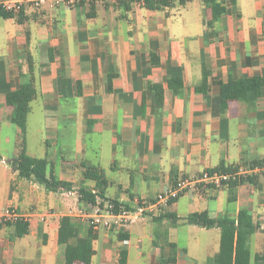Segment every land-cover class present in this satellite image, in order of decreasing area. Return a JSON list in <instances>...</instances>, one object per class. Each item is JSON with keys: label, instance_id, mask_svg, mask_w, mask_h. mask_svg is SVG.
I'll list each match as a JSON object with an SVG mask.
<instances>
[{"label": "crops", "instance_id": "0c3cea01", "mask_svg": "<svg viewBox=\"0 0 264 264\" xmlns=\"http://www.w3.org/2000/svg\"><path fill=\"white\" fill-rule=\"evenodd\" d=\"M197 1L155 10L139 4L43 8L24 10L20 22L0 18V206L29 224L21 238L0 225V264H62L59 220L71 216L78 188H94L86 168L107 182L105 202L133 208L173 179L220 163L264 160V87L253 104L239 98L222 109L216 84L244 80L250 94L252 78L264 81V0H218L224 13L215 21L201 2L189 20L183 13ZM29 60L37 98L26 120V153L48 160L59 181L73 184L70 194L46 192L10 165L23 131L6 94L28 83ZM198 86L207 92H196ZM254 177L231 193L193 191L154 210L124 230L127 243L100 230L91 264H116L120 248L126 264H205L218 252L220 231L185 218L207 212L235 219L241 209L259 225L249 247L250 264H261L255 256L264 251V175ZM77 201L83 203L79 195ZM49 210L56 213L43 218ZM168 213L178 218L175 225L154 220Z\"/></svg>", "mask_w": 264, "mask_h": 264}, {"label": "trees", "instance_id": "16d2710c", "mask_svg": "<svg viewBox=\"0 0 264 264\" xmlns=\"http://www.w3.org/2000/svg\"><path fill=\"white\" fill-rule=\"evenodd\" d=\"M173 1H177L178 4L184 5L191 0H146L141 6L155 10L159 7H167L171 5ZM205 6L212 10V21H215L218 15L224 13L223 6L218 0H201ZM131 3H119L115 5H127ZM93 5V4H91ZM111 5V4H104ZM21 14H13L3 11L0 8L1 19L15 18L18 22L21 20ZM212 25V22L209 23ZM254 83V92L247 93L246 81L244 80H231L227 82H216L219 86V103L223 109L228 101L237 100L239 98H246L250 104H253L255 100L261 95L264 87V81L261 78H252L250 80ZM173 90H177V86L169 84ZM207 87L198 86L195 91L205 94ZM37 98L36 81L33 73V65L31 60L28 62V83L19 87V89L6 94V102L8 105L13 106L15 109V118L20 123L23 131L22 140L19 146L18 155L10 161L11 168L17 173L18 177L26 180H30L39 186H41L46 192H57L58 190L71 191L73 188L72 183L61 182L52 172V166L45 158L31 157L26 153L25 145V129L26 120L30 113V103ZM158 98L161 99L160 93ZM160 103L158 102V105ZM160 106V105H159ZM88 131H90L88 129ZM1 159V156H0ZM264 160L254 161L247 165H230L224 166L223 163L209 172H234L241 166L261 165ZM85 179L93 181L95 183L93 189L78 188L77 193L79 199L86 204L88 209L90 206L96 204L97 199L101 200V204L105 201V188L107 182L102 175L97 174L94 168H86ZM254 176H243L239 180L230 181L224 188L229 189L230 193L238 185L253 182ZM178 179L170 181L171 185L176 184ZM232 198L229 197V200ZM175 200H171L168 205H172ZM117 206H123L127 210L132 208L117 200H111ZM174 220L173 225L178 221V218L173 213H168L154 218V220L161 219ZM185 222L188 225L196 226L203 229L217 228L220 231L219 249L218 252L209 257L205 264H250V238L259 230V225L254 221L252 216L245 210L241 209L235 219L227 216H218L211 218L207 212H194L185 218ZM12 226L14 229L13 238H21L28 234L29 224L23 221L22 218H17L10 222L0 223V225ZM264 234V229H263ZM97 240V234L93 229L80 218L74 216H62L59 220V226L57 230V244L62 249L63 262L62 264H74L79 262L81 264H91V260L95 255L93 249V243ZM126 240L125 232L118 233V241L122 242ZM255 260L264 264V251L260 255L255 256ZM116 264H126V251L123 248L118 250Z\"/></svg>", "mask_w": 264, "mask_h": 264}, {"label": "built area", "instance_id": "2783aa9c", "mask_svg": "<svg viewBox=\"0 0 264 264\" xmlns=\"http://www.w3.org/2000/svg\"><path fill=\"white\" fill-rule=\"evenodd\" d=\"M146 0H0V8L8 13L19 14L24 10L39 11L43 8L72 9L81 5L97 4H144ZM172 1V0H167ZM247 175H264V162L261 165L241 166L234 172H209L184 177L177 180L176 184L167 187L151 201H137L132 210L123 206H117L112 202H104L97 199L94 206H90L89 212L81 211L79 218L87 223L95 232L100 230L108 232H123L131 224L136 223L146 215L158 210L160 207L168 206L171 200L193 192L208 189L224 188L228 182L239 180ZM70 194V192H69ZM49 215H45L43 218ZM20 218L17 212L11 208L0 206V223L10 222ZM127 243L126 240L122 241Z\"/></svg>", "mask_w": 264, "mask_h": 264}, {"label": "rangeland", "instance_id": "374dc122", "mask_svg": "<svg viewBox=\"0 0 264 264\" xmlns=\"http://www.w3.org/2000/svg\"><path fill=\"white\" fill-rule=\"evenodd\" d=\"M201 2L202 1H197L196 3H194L193 5H190V6H188L187 7V9H186V11L183 13L184 14V16H186L189 20L190 19H192V16H194V14H195V11H194V9L197 7V8H199V7H201L200 5H201ZM202 4L204 5V3L202 2ZM205 6V5H204ZM181 10V9H180ZM181 12H182V10H181ZM175 15H176V18H175V22H179V15L175 12ZM0 22H2V21H0ZM97 22H99V18L97 19ZM123 22H125V21H123ZM90 142L91 143H93V140L92 139H90ZM91 143H90V147H91ZM76 191V190H75ZM198 191V190H197ZM224 190H222V191H220V192H223ZM222 194V196L225 194V193H221ZM77 199H78V193H77V191L75 192V194H74V196L72 197V207H71V209L68 211V213L71 215V216H74V217H77V218H79V214H80V210L81 211H85V212H89V209H88V207L86 206V204H84V203H78V201H77ZM53 213H56V212H54L53 210H49V211H47L46 213H45V215H49V216H47L48 218H52L53 217ZM18 214V213H17ZM81 220V219H80ZM4 225V224H3ZM99 232V231H98ZM110 233H111V231H110ZM96 234H97V232H96ZM39 243H42L41 242V240L39 241ZM59 259H61V257H59ZM93 264H96V260H93Z\"/></svg>", "mask_w": 264, "mask_h": 264}]
</instances>
